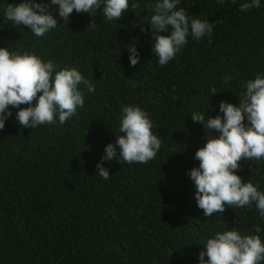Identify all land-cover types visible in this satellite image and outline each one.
I'll return each mask as SVG.
<instances>
[{
    "label": "trees",
    "instance_id": "trees-1",
    "mask_svg": "<svg viewBox=\"0 0 264 264\" xmlns=\"http://www.w3.org/2000/svg\"><path fill=\"white\" fill-rule=\"evenodd\" d=\"M19 2L0 0V13ZM132 2L113 22L101 10H74L44 37L0 17V47L77 66L95 84L62 125L22 128L12 109L0 130V264H198L214 232L264 228L255 204L204 216L187 175L206 143L191 113L210 107L209 115H222L220 101L238 104L246 82L264 72V0L248 12L240 11L244 0H181L189 15L213 23L211 43L189 37L163 67L152 51L150 0L135 9ZM133 45L141 54L135 67L128 60ZM129 104L150 113L161 149L147 163L105 162L106 181L96 164L120 134L121 109ZM240 164L243 180L264 190V160Z\"/></svg>",
    "mask_w": 264,
    "mask_h": 264
},
{
    "label": "clouds",
    "instance_id": "clouds-1",
    "mask_svg": "<svg viewBox=\"0 0 264 264\" xmlns=\"http://www.w3.org/2000/svg\"><path fill=\"white\" fill-rule=\"evenodd\" d=\"M180 4L181 0H150L148 5L152 12L147 23L152 51L161 67L182 52L189 37L196 41L207 37L211 43L213 23L189 15L185 8L178 7ZM261 5L262 0H244L240 11L259 9ZM129 7L130 0H21L18 4L8 3L0 17L5 22L29 28L36 37H44L57 28L60 20L69 22L74 10L91 15L101 10L104 19L113 22L122 18ZM131 7L139 8L138 0ZM128 51L129 64L135 67L141 60L139 49L133 45ZM230 79L226 75L225 83ZM244 89L238 104L220 101L218 108L222 115H209L210 107L206 112L193 111L190 115L206 133V143L194 156L199 165L187 173L195 188V202L206 217L223 213L226 207L245 208L255 204L258 215L264 218V190L251 179L245 182L238 174L240 161L264 160V72L249 79ZM94 91L95 84L77 66L60 67L34 51L0 47V130L13 116L12 109H18L15 119L22 128L36 129L57 122L62 125L84 107L86 94ZM209 92L211 96L217 94L214 86ZM154 127L147 110L139 105L123 106L120 134L104 148L96 164L97 175L106 181L110 179L105 162L132 164L155 159L162 141L153 132ZM262 232L264 228L259 225L248 234H242L236 227L216 231L202 244L198 264H264Z\"/></svg>",
    "mask_w": 264,
    "mask_h": 264
}]
</instances>
